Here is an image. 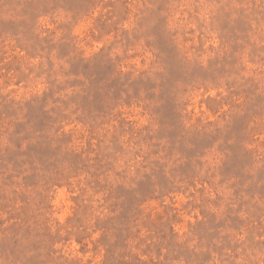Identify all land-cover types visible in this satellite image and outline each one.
<instances>
[{
    "label": "rangeland",
    "instance_id": "rangeland-1",
    "mask_svg": "<svg viewBox=\"0 0 264 264\" xmlns=\"http://www.w3.org/2000/svg\"><path fill=\"white\" fill-rule=\"evenodd\" d=\"M0 264H264V0H0Z\"/></svg>",
    "mask_w": 264,
    "mask_h": 264
}]
</instances>
